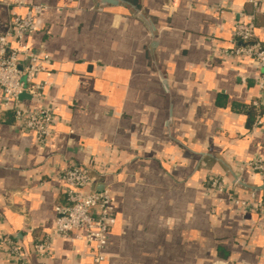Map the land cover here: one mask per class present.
I'll return each mask as SVG.
<instances>
[{
  "label": "crops",
  "instance_id": "crops-1",
  "mask_svg": "<svg viewBox=\"0 0 264 264\" xmlns=\"http://www.w3.org/2000/svg\"><path fill=\"white\" fill-rule=\"evenodd\" d=\"M14 1L0 0V29ZM21 1L43 6L29 44L51 58L36 79L47 82L53 133L39 146L1 115L0 234L14 237L31 264H92L84 242L56 238L42 259L31 251L54 225L59 172L77 164L113 195L103 264H264V218L205 183L210 174L230 183L240 161L264 157V124L253 127L250 105L258 69L220 52L248 0H138L137 9ZM255 33L264 38V15ZM242 179L241 196H260L263 178L244 171ZM0 264H13L4 250Z\"/></svg>",
  "mask_w": 264,
  "mask_h": 264
},
{
  "label": "built area",
  "instance_id": "built-area-1",
  "mask_svg": "<svg viewBox=\"0 0 264 264\" xmlns=\"http://www.w3.org/2000/svg\"><path fill=\"white\" fill-rule=\"evenodd\" d=\"M250 10L237 12L233 24L231 46L221 49L228 58H248L258 69L254 79L257 94L250 105L256 111L253 127L264 124V38L256 33V19L264 15L262 0H248ZM13 6L3 28L0 29V117L5 112L12 117L11 125L19 134H32L35 143L44 146L53 133V106L45 102L47 82L37 80V75L50 64L51 58L43 49H35L29 39L40 30L36 13L40 4H25L21 0L6 3ZM25 7L24 13L18 9ZM219 9V8H218ZM220 10V9H219ZM22 93L41 102L30 107L19 98ZM248 171L264 179V157L240 161L233 181H225L220 175H208L206 186L217 193H227L229 199L243 210L252 209L264 218V188L260 196L253 190L240 195L242 174ZM62 182V197L53 206L54 225L42 231L31 243V251L38 258L51 256L52 242L59 238L69 242H84L91 247L92 264H103L108 235L115 224V210L111 191L97 188V179L87 167L71 164L58 174ZM4 250L13 264H31L19 242L7 233L0 234V251Z\"/></svg>",
  "mask_w": 264,
  "mask_h": 264
},
{
  "label": "trees",
  "instance_id": "trees-1",
  "mask_svg": "<svg viewBox=\"0 0 264 264\" xmlns=\"http://www.w3.org/2000/svg\"><path fill=\"white\" fill-rule=\"evenodd\" d=\"M121 1L123 3H127L128 5H130L133 9H137L139 4H138V0H118Z\"/></svg>",
  "mask_w": 264,
  "mask_h": 264
},
{
  "label": "water",
  "instance_id": "water-1",
  "mask_svg": "<svg viewBox=\"0 0 264 264\" xmlns=\"http://www.w3.org/2000/svg\"><path fill=\"white\" fill-rule=\"evenodd\" d=\"M102 2H104V3H116V2H118V0H102ZM23 97H27V94L22 93L21 95H19V98L22 99ZM97 188L101 189V185H99ZM263 188H264V185H263Z\"/></svg>",
  "mask_w": 264,
  "mask_h": 264
}]
</instances>
